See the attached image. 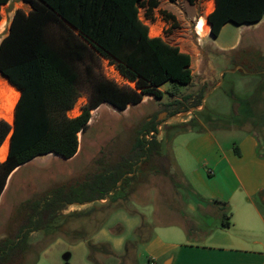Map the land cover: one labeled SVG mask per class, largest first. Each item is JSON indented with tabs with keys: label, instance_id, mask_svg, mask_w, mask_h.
<instances>
[{
	"label": "trees",
	"instance_id": "1",
	"mask_svg": "<svg viewBox=\"0 0 264 264\" xmlns=\"http://www.w3.org/2000/svg\"><path fill=\"white\" fill-rule=\"evenodd\" d=\"M185 1L189 5L196 2ZM9 2L0 0V22L2 9ZM22 2L30 11L15 10L6 35L0 40V75L20 94L13 109L12 125L0 120V148L9 140L6 160L0 163V196L7 180L33 159L49 154L63 160L75 157L78 136L87 130L90 112L101 104L124 111L128 105L140 104L144 96L161 100L163 93L159 87L165 83L185 87L192 82L190 56L161 38L149 37L148 28L139 19L141 12L152 22L154 10L159 7L158 0ZM159 14L163 20L175 22L167 12ZM263 16L264 0H214V9L206 21L215 39L225 24H256ZM100 60L114 65L129 85L122 87L105 79L99 72ZM79 64L93 96L79 116L69 118L68 113L80 97ZM202 99L203 94L189 109L200 107ZM169 106L179 107L181 103L175 101ZM178 113L173 111L172 116ZM198 128L199 123L192 119L173 129H176L175 134H180ZM151 131H155L154 120L145 121L137 131L132 146L136 162L121 158L112 168H101L81 184L57 187L39 198L26 200L21 210L28 212L21 217L23 220L16 232L0 240V264H24L31 234L52 230L57 214L73 205L81 207L106 200L118 190L119 182L123 186L132 181L139 166L157 164L168 174L161 143L156 138L140 139L142 134ZM170 162L173 163L171 157ZM68 217L78 223L84 214L74 212ZM103 225L104 221L89 229L69 228L65 236L70 243H87L92 264H96L95 254L111 255L106 245H92L88 241ZM221 227L227 228L228 224L222 223ZM146 231L145 226L136 230L139 240ZM130 247L124 257L134 264L135 246Z\"/></svg>",
	"mask_w": 264,
	"mask_h": 264
},
{
	"label": "rangeland",
	"instance_id": "2",
	"mask_svg": "<svg viewBox=\"0 0 264 264\" xmlns=\"http://www.w3.org/2000/svg\"><path fill=\"white\" fill-rule=\"evenodd\" d=\"M159 2L162 10L173 8L165 0ZM208 2L209 4H206ZM212 5L210 0H196L193 6L176 0L173 11L178 12L184 23H180L182 26L174 34L182 40L175 43L170 32H165L170 44L181 46L191 57L192 84L164 89L166 97L161 101L144 97L143 105L130 106L128 110L126 108L124 111H118L108 104H101L92 110L87 130L82 136H78L79 148L72 161L63 160L53 154L39 156L9 178L0 196V240L16 232L23 220L21 217L28 212L21 210V205L26 200L39 198L57 187L81 184L101 168H112L121 158H129L132 163L136 162L132 146L137 131L145 121L154 120L155 125L162 126L161 135L156 140L163 144V155L166 157L164 163L167 168L169 167L168 174H165L157 164L139 166L132 181L123 186L119 182L118 190L107 198L108 201L102 200L81 207L73 205L57 214L52 222V230L38 232L30 237V247L24 264H32L34 260L36 261L34 264H92L88 259L87 244L70 243L65 236L69 228L89 229L91 225L103 221L101 231H105L106 235H99L98 232L89 238V243L101 246L106 242L111 243L116 237H122L123 257L115 262L105 260L103 254H95L96 264H131V260L124 257V250L136 245L134 242L138 239L136 230L140 224L139 227L129 228L125 219L133 212H137L139 223L142 221L143 224L150 223V226L146 227V234L149 236L151 229H154L152 227L171 223L173 216L181 211V221L186 227L189 240L194 243L206 240V234L214 227L212 219L200 209H196L195 214L189 212L191 207L195 210L193 201L190 200L187 191L180 188L179 173L174 163L170 162L169 152L164 147L176 131L173 128L190 118L199 120L201 125L214 131L217 127L247 129L257 135L264 150V60L260 58L261 54H264V25L256 30H243L229 23L215 39L208 33L207 26L204 31H198V36L194 32V25L198 19L205 21L213 11ZM18 9L25 13L30 11L29 6L20 0H14L3 7L0 40L7 33L13 12ZM190 14L193 15L192 18H189ZM160 26L157 24L156 30ZM156 30L152 28L151 38L157 37ZM253 42L258 43L256 52L245 51L244 48ZM231 46H234L235 51L227 52ZM248 58L252 59V64ZM105 61L100 60L99 72L107 79L106 74L110 69ZM79 72L80 97L72 111L68 113L69 118L79 116L81 109L93 96L80 64ZM126 85L129 84L120 86ZM10 86L0 75V120L12 125L13 109L20 94L17 98H9L7 92ZM212 87L211 94L203 96V99L206 97L203 102L204 113H187L190 111V105L199 101L198 96L206 94ZM172 97L179 98L183 104L180 102L181 106L170 107L169 105L175 102L171 101ZM173 111L179 112L176 121L172 120L177 116V114L175 117L172 116ZM243 133L236 131L239 137ZM6 141L9 143L8 139ZM74 212L84 214L81 222L75 223L68 217ZM136 264H146V258H142Z\"/></svg>",
	"mask_w": 264,
	"mask_h": 264
},
{
	"label": "crops",
	"instance_id": "3",
	"mask_svg": "<svg viewBox=\"0 0 264 264\" xmlns=\"http://www.w3.org/2000/svg\"><path fill=\"white\" fill-rule=\"evenodd\" d=\"M12 1L14 0H10L9 3ZM20 1L22 2V0ZM165 1L173 8L162 10L159 2L158 9L154 10L152 28L156 30L157 24H160L161 26L156 30L157 37L170 46L177 47L181 53L188 54L183 51L181 46L170 44L167 41L166 31L170 32L171 39L175 43L182 40L174 33L182 26L180 23L184 22L178 12L173 11L176 0ZM182 1L188 4L185 0ZM160 11L172 15L175 22L163 20L159 14ZM192 17L193 15L190 14L189 18ZM205 22L207 23L206 18ZM228 24H225L222 29ZM207 25V31L210 34V25L208 23ZM262 25H264V16L256 24H243L237 27L243 30H256ZM257 44L253 42L244 50L256 52ZM233 49L234 46H231L227 52L235 51ZM260 58L264 60L263 53ZM248 61H251L252 64L251 58H248ZM191 75L193 82L192 71ZM218 86L219 84L216 87ZM171 87H173L171 83H165L159 87L163 93V98L166 97L164 89L168 90ZM212 90L213 87L203 96H208ZM144 97L153 98L152 96ZM144 97L137 106L144 104ZM204 99L201 100L200 107L195 110L190 109L187 113H204ZM171 101H178L183 104L177 97H172ZM130 106L133 105H128L126 110ZM177 117L178 114L172 120L176 121ZM189 119L188 121L192 120ZM188 121L186 120L182 124ZM197 122L199 123L198 129L180 134L174 133L172 139L166 142L164 147L169 152V156L179 173L180 188H184L190 200L193 201L195 210L191 207L189 212L195 214L196 209L204 211L212 219L211 223L213 222L212 227H214L206 234L204 242L194 243L189 240L186 227L181 221L182 212L180 211L175 217L173 216L175 220L173 221L172 218L171 223L155 225L152 227L154 229H151L149 236L146 234L142 239L134 241L136 242L134 264L142 258H146V264H264V150L261 148L259 139L254 132L247 129L217 127L214 131L203 124L201 125L199 120ZM236 131L244 133L239 137ZM4 144L0 148L1 153H3V160L0 163L6 160L9 149L8 144L4 153ZM161 153L163 154V144H161ZM75 157L68 161H72ZM106 201L108 200L106 199ZM128 216L129 218L125 219V223L129 228H134L139 224L145 227L150 226V223L143 224V221L139 223L137 212ZM222 223H227L228 227L222 228ZM101 230L97 233L106 235V232ZM123 242L122 237H116L111 243H103L111 252V255H102L103 258L108 259L107 261L117 262L116 260L123 257L121 251Z\"/></svg>",
	"mask_w": 264,
	"mask_h": 264
},
{
	"label": "built area",
	"instance_id": "4",
	"mask_svg": "<svg viewBox=\"0 0 264 264\" xmlns=\"http://www.w3.org/2000/svg\"><path fill=\"white\" fill-rule=\"evenodd\" d=\"M211 3H213V0H210ZM206 4H209L206 3ZM214 7V3L212 5ZM139 19L140 21L148 28V34L150 36L151 32H152V24H151V21L145 19L142 15V13L140 12L139 14ZM198 21L199 19L196 21L195 25H194V32L199 36V29H198ZM106 62V65L108 66V68L110 69L109 70V73L106 74V78L117 84L118 86L120 85H123V84H126L127 82L118 74L116 68L114 67V65L110 64L108 61H105ZM128 84V83H127ZM161 131H162V126L159 125L155 128V131H151V132H147V133H144L140 136V139L144 140V141H151L153 138H158L160 135H161Z\"/></svg>",
	"mask_w": 264,
	"mask_h": 264
},
{
	"label": "bare ground",
	"instance_id": "5",
	"mask_svg": "<svg viewBox=\"0 0 264 264\" xmlns=\"http://www.w3.org/2000/svg\"><path fill=\"white\" fill-rule=\"evenodd\" d=\"M207 23L204 21V20H202V19H200L199 21H198V29H199V31H204V29H207ZM18 95H19V92L14 88V87H12V86H10V88H9V90H8V92H7V96L9 97V98H17L18 97ZM8 141H6V143L4 144V146H3V151H4V153L6 152V150H7V148H8ZM2 154L3 153H1V151H0V161H2L3 160V156H2ZM5 157V156H4Z\"/></svg>",
	"mask_w": 264,
	"mask_h": 264
},
{
	"label": "water",
	"instance_id": "6",
	"mask_svg": "<svg viewBox=\"0 0 264 264\" xmlns=\"http://www.w3.org/2000/svg\"><path fill=\"white\" fill-rule=\"evenodd\" d=\"M193 110H195V109H193Z\"/></svg>",
	"mask_w": 264,
	"mask_h": 264
}]
</instances>
